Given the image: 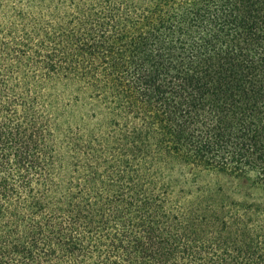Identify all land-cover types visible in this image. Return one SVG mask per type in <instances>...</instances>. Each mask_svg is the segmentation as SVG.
<instances>
[{
    "label": "trees",
    "instance_id": "obj_1",
    "mask_svg": "<svg viewBox=\"0 0 264 264\" xmlns=\"http://www.w3.org/2000/svg\"><path fill=\"white\" fill-rule=\"evenodd\" d=\"M0 264H264V0H0Z\"/></svg>",
    "mask_w": 264,
    "mask_h": 264
}]
</instances>
